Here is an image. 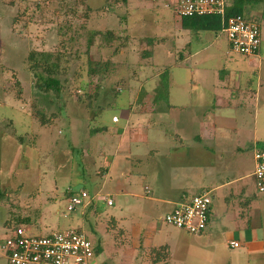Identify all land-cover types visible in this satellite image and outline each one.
<instances>
[{
	"label": "rangeland",
	"instance_id": "374dc122",
	"mask_svg": "<svg viewBox=\"0 0 264 264\" xmlns=\"http://www.w3.org/2000/svg\"><path fill=\"white\" fill-rule=\"evenodd\" d=\"M133 4L151 7L146 0ZM126 6L127 0H0V185L6 192L0 202L1 246L10 233L4 221L14 214L29 217L31 225L25 228L33 235L80 227L88 231L85 234L92 243L101 238L103 253L115 249L113 233L106 229L111 224L107 225L106 220L120 204L118 198L111 200L114 207L103 208L109 214L95 218L86 213L87 207H78L71 213L65 211V196L69 191L93 193L88 185L92 166L87 163L82 146L87 143L88 132L91 137L99 127L110 128L112 116L120 117L122 111L140 103L135 101L137 95L153 94L165 80L171 81L167 90L171 95L215 94L220 99L233 95L230 104L243 105V110L233 108L232 114H237L240 157L248 170L253 169L250 145L256 141L264 146L263 5L248 9L261 27V52L253 58L258 61L255 67L231 51L224 35L215 38L213 32L188 36L189 55L197 54L188 61L176 62L178 50L184 48L176 47L183 39L178 34L180 19L166 10L167 19L152 23V16L145 9L138 21L128 20L134 37L131 39L122 31L127 26ZM128 7H132L130 3ZM168 7L173 9V4ZM165 22L169 23L163 26ZM106 31L118 37L105 42ZM150 40L153 42L149 43ZM128 41H133L132 46ZM148 50L152 66L139 69L146 67ZM45 52L56 57L49 59V63L59 66L58 97L39 91L29 69V56ZM91 68L102 75L90 77ZM223 70L230 75H222L220 80L219 72ZM151 72H158V84L140 83ZM196 133L193 130L192 136ZM149 146L150 143L144 144L143 149ZM208 153L213 154L209 149ZM136 179H132V190L143 195L142 185L146 182ZM258 199L264 200V194ZM143 202L132 198L127 201V208L144 213ZM155 209L158 211L156 221L153 220L165 226L163 218L158 220L164 211L161 207ZM254 217V224L261 227L259 232L264 237V205L256 208ZM251 264H264V256L256 257Z\"/></svg>",
	"mask_w": 264,
	"mask_h": 264
},
{
	"label": "crops",
	"instance_id": "0c3cea01",
	"mask_svg": "<svg viewBox=\"0 0 264 264\" xmlns=\"http://www.w3.org/2000/svg\"><path fill=\"white\" fill-rule=\"evenodd\" d=\"M131 1L127 0L124 14L127 26L125 30L122 29L131 39L134 38L133 31L128 22L131 19L138 21L145 9L152 16V23L167 19L166 10L171 15L175 14L176 0H146L148 4L151 3L150 8L137 7L133 2L138 0ZM171 4L173 9L168 7ZM134 14L138 17L132 18ZM170 23L174 26V23ZM185 33L179 25L178 34L183 39L176 47L183 48L191 43ZM131 43L133 41H128L130 46ZM196 54L189 55L185 61ZM151 57L152 54L145 58L146 67L139 69L152 66ZM253 58L243 57L255 67L258 61ZM157 73L151 72L144 80L140 79V83L152 81L158 84ZM170 82L168 85L171 86ZM192 85L194 87L195 84ZM156 97L155 93L142 97L137 95L135 101L140 103H134L129 110L122 111L118 118L112 116L110 128L103 126L93 130V137H90L89 131L87 143L82 145L87 163L92 166L88 185L93 193L81 190L90 199L85 212L98 218L109 214L105 207H114V202L107 206L105 200L113 201L112 198L117 197L120 201L106 220L107 225L111 224L106 227L107 231L113 233L115 249L112 251L104 250L103 253L101 238L94 244L86 235L88 231L86 233L80 227L75 228L86 233L93 248L97 247L93 264H164L162 252L168 256V264H251L256 257L264 256V237L259 232L261 227L254 224L256 208L264 205V200H257L260 194L256 191L253 177L254 163L253 169L248 170L240 157L242 148L235 122L237 114H232L233 108L243 110V105L230 104L233 95L224 97L225 100L215 94L177 96L167 93L164 96L166 102ZM210 112L212 114L208 116ZM114 118L116 122H113ZM120 121L123 125H120ZM195 129L197 133L194 137L192 132ZM148 143L149 148L144 150L143 145ZM253 143L250 145L252 155L258 146L256 141ZM208 149L213 154H209ZM136 178L146 182L142 185L143 195L132 190V179ZM201 194H209L212 198L209 223L201 234L190 235L155 222V212L158 211L155 207H161L164 217L173 206ZM132 198L144 201V213L127 208L130 206L127 201ZM163 217L159 216L158 220ZM231 242L238 243V247L232 248ZM0 247V264H8Z\"/></svg>",
	"mask_w": 264,
	"mask_h": 264
},
{
	"label": "built area",
	"instance_id": "2783aa9c",
	"mask_svg": "<svg viewBox=\"0 0 264 264\" xmlns=\"http://www.w3.org/2000/svg\"><path fill=\"white\" fill-rule=\"evenodd\" d=\"M227 0H176L174 12L178 19L192 16L216 15L221 20L222 34L231 51L246 57L258 56L261 36L257 25L239 16L226 15ZM117 119L114 118L113 122ZM253 177L256 191L264 194V146L253 150ZM65 211L73 212L85 207L89 196L85 191L69 193ZM212 202L209 194L194 196L185 203L173 206L163 217L164 224L190 235H199L207 227L208 209ZM107 206L112 201L105 200ZM232 248L238 243L231 242ZM8 264H93V245L84 233L65 229L51 234L33 235L28 228L11 231L2 244Z\"/></svg>",
	"mask_w": 264,
	"mask_h": 264
},
{
	"label": "trees",
	"instance_id": "16d2710c",
	"mask_svg": "<svg viewBox=\"0 0 264 264\" xmlns=\"http://www.w3.org/2000/svg\"><path fill=\"white\" fill-rule=\"evenodd\" d=\"M122 1H125V0H122ZM227 2L229 5L226 8V15L227 16L236 15V16H239V17H241L247 21L255 23L259 29L260 36H261V27H260V24L258 22L259 20H257L255 17L251 16L250 11L248 9H251V8L253 9V8L257 7L258 5H263V7H264V0H227ZM180 28L182 31L186 32V34L189 37L190 36H192V37L196 36L200 32H213L215 35L222 34V32H221V30H222L221 20L216 15L183 17L180 19ZM98 35H99V33H98ZM103 37H105V39H106L105 42H110L112 39H114V37H118V36H116V34H112V32H110V31H106L103 34ZM148 42L152 43L153 40H150ZM190 45H191V43H188L183 48V50L182 49L178 50L177 59L175 60L176 62L185 61L189 57V52H188L189 50L188 49H190L189 48ZM87 47L89 48V43L87 44ZM260 52H261V47L258 51V55L260 54ZM35 53H37V52H35ZM35 56H38V59ZM53 56L54 55L50 52L32 54L29 56L28 61L31 62L29 69H30V71H32L33 77L35 78L36 88L39 91L44 92L45 94L53 93L55 96L58 97L60 94V91H61V83H60V80L58 77V67L59 66L56 63H49V59H51ZM149 56H151V52L148 51V53L146 54V58ZM244 58H246V57H244ZM167 74H169V71H167ZM88 75L90 77H94V76H98V75L101 76L102 73H98L97 70L91 68L89 70ZM222 75L228 76V75H230V73L226 70L219 72L220 80H222V78H221ZM250 83H251V80H250ZM157 86L158 87L155 88V90H154L155 96H157L156 98L157 99H163V101H165L166 97H164V96L167 95L168 81L165 80V81L161 82L160 85L158 84ZM44 125L45 124H41V126H44ZM257 147H263V146L258 145ZM69 193H75V192L69 191L68 195H69ZM5 195H6V192L1 190V185H0V202ZM210 207H211V204H210L209 209H208L207 225H208L209 219H210L209 218ZM8 217H10V218H8ZM8 217L4 221V226L9 228V231H12L13 229L18 228V227H24L25 228V226L29 227L31 225V222H30V219L28 216H24L22 218L19 215L11 214ZM75 230L77 232H81V230H79V229H75ZM93 251H94V253H97L98 252L97 247H94ZM155 252L159 253L160 251H155ZM161 255L164 258V264H168L167 254L162 252Z\"/></svg>",
	"mask_w": 264,
	"mask_h": 264
}]
</instances>
